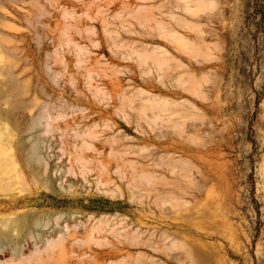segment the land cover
<instances>
[{
  "label": "rangeland",
  "instance_id": "1",
  "mask_svg": "<svg viewBox=\"0 0 264 264\" xmlns=\"http://www.w3.org/2000/svg\"><path fill=\"white\" fill-rule=\"evenodd\" d=\"M9 153L0 264H264V0H0Z\"/></svg>",
  "mask_w": 264,
  "mask_h": 264
},
{
  "label": "bare ground",
  "instance_id": "2",
  "mask_svg": "<svg viewBox=\"0 0 264 264\" xmlns=\"http://www.w3.org/2000/svg\"><path fill=\"white\" fill-rule=\"evenodd\" d=\"M45 119V117L43 116V115H41V114H38L37 116H35L34 118H32V120H31V124H30V127H31V129L32 128H36L37 126H39L40 125V121H41V119L43 120V118ZM45 121H47V120H45ZM47 126V125H46ZM34 128V129H35ZM94 138V137H93ZM92 138V139H93ZM94 140H97L96 139V137L94 138ZM94 140H93V142H94ZM41 143H42V141H40ZM85 143V142H84ZM39 140H37V139H35L34 140V142H32L31 144H30V146L27 148V153H26V157H25V159L30 163V165L33 163L34 164V166H37L36 168H39V171H40V175H35V174H33V172H31L35 177H42V179H41V181L39 182V184H40V186L41 187H43L47 192H50V193H54V194H56V195H58V196H62L63 194H68V195H72L73 194V192H75V190H76V186H77V184H74V182L73 181H69L68 180V178L69 177H72V179H73V177H76V178H79L78 176H80V177H82L83 179H85L84 177H85V174L87 173V171H85V169H84V167L83 166H80V167H78V172L79 173H77L76 171H74V170H72V168H69V169H66V168H64L62 165L61 166H56L55 168H53L54 170H53V172L52 173H50V165H49V163H48V161H47V159L48 158H44V157H42V155H41V150H40V148H39V145L41 146L42 144H39ZM85 145V144H84ZM85 147H86V145H85ZM88 148V146L86 147V149ZM10 149H11V146L8 144V146L6 147V150H9L10 151ZM126 153V152H125ZM80 156V158H77V157H79ZM79 156H77L76 158H74L75 159V161L74 162H76L77 163V160L78 159H82V155H79ZM73 159V160H74ZM80 160H78V161H80ZM120 159H118V161H119ZM26 161V162H27ZM121 161V160H120ZM176 161H178L177 163L179 164H181L182 162H181V160H176ZM175 161V162H176ZM180 161V162H179ZM15 162H16V160H14V154L12 155L11 153H9L8 154V156H7V164L5 165V166H0V181L1 182H4L3 184H5V185H9V184H11L12 182V178H13V176H18V175H15V174H17V171L19 170H17V169H15V171L16 172H14V175L13 176H11L10 175V173L13 171V169H14V165H15ZM27 162V163H28ZM73 162V161H72ZM72 163V164H75V163ZM175 162H174V169H175ZM17 163V162H16ZM83 163V162H82ZM86 163V162H85ZM85 166V165H84ZM132 166V167H131ZM135 165H132V163L130 164V167L131 168H133ZM166 166H170L169 164L168 165H166ZM171 166H172V164H171ZM15 167L17 168V166L15 165ZM70 167V166H69ZM106 164H102V170H103V172H100V173H98L96 176H95V180H96V182L93 184V185H95V187H103V186H105L106 184H107V181H108V178L109 177H107V170H106ZM136 167V166H135ZM170 168H168V170H169ZM38 170H36L35 172H37ZM137 170L136 169H134L133 168V172L135 173ZM138 172L140 173V171L138 170ZM19 173V172H18ZM109 173V172H108ZM137 173V172H136ZM169 173H170V171H169ZM172 173H174V172H172ZM88 174V173H87ZM91 174V173H90ZM142 174V173H141ZM20 176V175H19ZM22 176V175H21ZM35 177H33V179L35 178ZM81 178V179H82ZM20 179V178H19ZM21 179H22V177H21ZM20 179V180H21ZM94 179V178H93ZM148 180H149V178H147ZM54 181H58V183H57V189H55L54 188V186H53V182ZM150 181H151V179H150ZM36 182H38V181H34V183H36ZM81 184V183H80ZM84 184V183H83ZM91 185V183L89 182V181H87L86 183H85V185L84 186H82L81 187V185H80V189H82L83 187H87V186H90ZM105 192V191H104ZM107 192V191H106ZM105 192V193H106ZM108 193V192H107ZM76 214L77 213H75V212H68L67 214L66 213H57L56 215H55V217H54V223H59V221L60 220H62L63 222L64 221H69V220H72V219H74L75 217H76ZM48 219V218H47ZM46 219V220H47ZM61 222V221H60ZM36 223V222H35ZM37 223H39V222H37ZM45 223H47V221L45 222ZM42 224H44V223H42ZM41 223L40 224H38V225H42ZM57 224H55V225H57ZM25 225V223L23 222V221H21V225L20 226H24ZM37 224L35 225V226H38ZM47 226V225H46ZM40 227V226H39ZM38 227V228H39ZM43 227H45V224L43 225ZM59 227V226H58ZM41 228H42V226H41ZM37 229V227H35V230ZM43 229V228H42ZM61 229V228H60ZM34 230V229H33ZM38 230V229H37ZM41 230V229H40ZM59 231H62V230H59ZM35 233L36 232H39V231H34ZM33 232V233H34ZM37 234V233H36ZM34 236H36L35 234H34ZM37 236H39L40 237V234L39 235H37ZM35 237V238H39V237ZM6 237H5V235H3V233H0V241H2L3 239H5Z\"/></svg>",
  "mask_w": 264,
  "mask_h": 264
}]
</instances>
